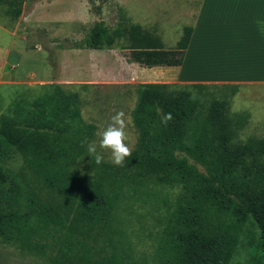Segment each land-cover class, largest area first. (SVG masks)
Masks as SVG:
<instances>
[{"label":"trees","instance_id":"obj_1","mask_svg":"<svg viewBox=\"0 0 264 264\" xmlns=\"http://www.w3.org/2000/svg\"><path fill=\"white\" fill-rule=\"evenodd\" d=\"M190 32L183 26L175 46L166 48L139 23L98 19L76 46L119 45L141 66L177 65ZM227 85L233 93L236 84ZM134 89L132 155L124 166L97 164L90 156L98 167L93 173L77 168L96 130L82 116L77 89L48 82L16 85L8 99L0 93V241L49 264H141L112 247L111 187L148 179L180 188L158 264H228L249 219L257 236L247 264H264V133L241 135L248 112L230 110L228 97L204 101L160 82H139ZM165 113L172 115L166 125ZM14 152L22 165L12 173L1 162ZM101 237L109 252L95 247Z\"/></svg>","mask_w":264,"mask_h":264},{"label":"rangeland","instance_id":"obj_2","mask_svg":"<svg viewBox=\"0 0 264 264\" xmlns=\"http://www.w3.org/2000/svg\"><path fill=\"white\" fill-rule=\"evenodd\" d=\"M7 1L0 0V23L3 24L4 19L15 22L19 16L13 12L26 9L30 3V0ZM179 1L181 0H174L178 4ZM162 2L163 0H154L156 8L161 7ZM88 3L91 17L85 16L81 8L75 6L73 13L65 17L70 22L68 26L61 20L62 14L52 7L44 12L38 11L41 13H37L38 21H43L41 23L54 35L47 33L43 26L22 25L19 32L23 37L28 36L24 45L38 43L44 49L40 56L34 53L33 56L25 54L22 59L16 58V54L11 57L13 62L19 61V64L14 63L15 68L10 78L5 77V80L0 81V93L5 99L13 95L16 85L33 87L48 82L64 83L67 87L79 91L83 100L82 116L96 123L95 136L91 142H98L97 133L111 122V116L123 110L129 119V143L133 145L136 130L131 122L130 109L136 97L134 84L160 82L167 84L168 88L188 89L204 101L228 97L230 110L244 109L248 112V122L241 135L264 133V81H190L179 76L177 66L146 67L131 63L125 57L127 50L121 49L119 45L101 49L76 46L83 44L88 27L94 20L101 19L105 24L113 25L120 13L116 0H88ZM136 3L140 8L144 7V0ZM123 12L130 19L140 17V9H135L131 1L127 2ZM18 19L24 20L21 17ZM55 19H58L55 22L56 27L51 23V20ZM177 26L178 24L173 23V27L168 25L160 29L165 47L174 44L175 34L179 32ZM29 70L31 72L27 73ZM227 84H236L233 93ZM100 151L103 152L105 160L111 161L110 150ZM90 158L89 154H85L78 159L77 168L81 172L93 173L98 169L97 166L93 168L90 165ZM1 165L9 172L15 173L21 170V157L16 152L11 153L2 160ZM111 188L116 189L114 215L110 224L113 231L109 232L112 247L141 264H158L165 252L166 231L171 227L168 214L180 191L179 186L164 185L147 179L128 181ZM22 190L25 194L24 186ZM256 236L257 227L249 219L239 230L238 242L228 264H247ZM93 243L95 247H99L100 253L110 251L106 238H98ZM0 264L49 263L31 251L20 249L13 243L0 241Z\"/></svg>","mask_w":264,"mask_h":264},{"label":"crops","instance_id":"obj_3","mask_svg":"<svg viewBox=\"0 0 264 264\" xmlns=\"http://www.w3.org/2000/svg\"><path fill=\"white\" fill-rule=\"evenodd\" d=\"M116 1L120 13L115 22L139 23L156 33L162 43L160 29L178 24L174 44L166 48L175 46L183 26H191L181 62L165 65L177 66L182 78L199 82L264 81V0H181L179 4L174 0H163L159 8L154 0H144L141 8L136 3L140 0ZM128 1L135 9H140L137 19H130L123 12ZM75 6L91 17L88 0H30L26 9L22 8L17 14L24 20L18 17L15 22H9L2 17L6 25L0 23V81L10 78L14 65L19 64V61H12L14 54L22 59L25 54L40 56L43 53L44 48L38 43L24 45L28 36L23 37L19 32L22 25L43 26L47 33L54 35L41 23L43 21H38L37 15L41 14L38 11L44 12L52 7L62 14L61 20L68 26L70 22L65 17L73 13ZM56 20H51L54 27L57 26Z\"/></svg>","mask_w":264,"mask_h":264},{"label":"clouds","instance_id":"obj_4","mask_svg":"<svg viewBox=\"0 0 264 264\" xmlns=\"http://www.w3.org/2000/svg\"><path fill=\"white\" fill-rule=\"evenodd\" d=\"M171 119V113H165L161 116V123L166 125ZM128 123L129 119L123 110L116 112L111 116V122L97 133L98 142L87 145L88 154L95 158L97 164L105 162L100 150H110L111 163L116 166H124L126 158L131 157L133 146L129 143Z\"/></svg>","mask_w":264,"mask_h":264}]
</instances>
